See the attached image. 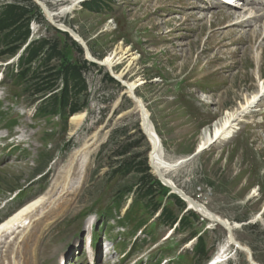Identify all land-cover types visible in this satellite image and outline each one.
<instances>
[{
  "label": "rangeland",
  "instance_id": "rangeland-1",
  "mask_svg": "<svg viewBox=\"0 0 264 264\" xmlns=\"http://www.w3.org/2000/svg\"><path fill=\"white\" fill-rule=\"evenodd\" d=\"M41 1L55 13L69 3ZM243 1L92 0L55 21L81 36L97 59L119 42L138 57L114 71L125 69L128 81L144 80L135 95L161 139L164 157L173 160L194 153L202 130L240 107L264 82V51L257 42H232L239 35L221 33L229 27L209 35L210 21L222 19L213 12L227 10L225 3L236 5L245 19L255 11L242 10L264 5V0ZM204 22L205 30L196 35ZM30 42H39L36 51L24 52ZM23 53L26 75L19 74ZM65 67L78 80L60 108ZM110 77L109 69L88 61L34 0H0V222L46 196L44 215L33 216L21 239L18 233L0 236V264H9L13 254L17 264H250L246 253L226 240L222 226L161 188L135 105L125 95L118 103L124 88ZM80 112L85 118L75 127L70 118ZM97 130L107 137L92 155L83 184L75 192L74 181L67 192H51L73 149ZM232 131L228 141L168 175L187 196L239 223L234 239L264 264V95L241 112Z\"/></svg>",
  "mask_w": 264,
  "mask_h": 264
},
{
  "label": "bare ground",
  "instance_id": "bare-ground-1",
  "mask_svg": "<svg viewBox=\"0 0 264 264\" xmlns=\"http://www.w3.org/2000/svg\"><path fill=\"white\" fill-rule=\"evenodd\" d=\"M68 1H69V3L62 6L59 10L60 12H58V13L52 12L48 9L50 11V14L53 15L54 20H55V16H57L58 14L61 15L63 13L71 12L77 4H80L82 2L89 1V0H68ZM243 2L246 4H252V3H254V0H244ZM225 5H226L227 10L220 9V11L213 12V14H215L217 16H222V19L219 20L218 22L215 20H212V21L209 20L210 21L209 29H211V31L209 32V35H217V34L219 35L220 34L219 29H222L224 27H229V29L227 31L221 32L222 35H236V36L239 35L238 39H235L232 37L230 38L231 41L235 42V43L239 42V43H245L246 44V41H247V44L249 42H250L249 44H251L253 42H257L258 43L257 49L262 50V52H263L264 51V22H263L264 21L263 20L264 19V5H260L258 8L250 7L248 9L242 10V11H245V10L253 9L255 11V14L252 17L247 18V19L242 17L243 14L241 13L240 10L236 9L237 8L236 5L228 4V3H225ZM231 9H234V10H231ZM248 12H251V11H248ZM206 21H208V20H206ZM205 22L199 26L200 32H198L196 35H201L203 33V31L205 30ZM259 22H262V24H260V26L258 28L254 27V24L259 23ZM58 24L60 25V27H61L60 29L63 32L68 33V31L72 30L70 27H68L62 23H58ZM244 27H246V28L251 27V28L250 29L247 28L249 31L245 32L242 30ZM249 32H250V34H249ZM244 35H250V38L247 39ZM222 42H224V41H222ZM222 42H220L219 44H221ZM228 45H230V44L229 43L221 44V46H223V47H227ZM209 48L203 49L202 52H204V50H208ZM248 48L246 49V51L248 50ZM219 52H220V50H219ZM230 53L233 54L234 52L232 51ZM200 57H202V56H200ZM137 59H138V57L133 52H131V50L128 46H124L122 44V42H119L113 51H111L109 54L105 55L103 58L97 59V60H101V62L104 64L103 66L106 67L107 69H109L110 73L115 75L118 79L124 81V83L127 85V89H125V92L128 94V96H131L132 94H135V89L139 85L144 83V80H142L141 78H139L135 81H128V80L124 79L125 69L130 67L131 65L135 64ZM122 61H125V63H126L125 69L122 70L121 72L114 71L115 66ZM259 83L260 84H259L258 91L255 94H252L251 96L247 97L245 102L243 104H241L240 107H238L237 109H234V110L232 109V110L225 111L223 113V115L218 120H216L211 126H209L207 128L205 127L202 130L200 141L198 142V144L196 146V150H195L197 152V154L201 153L202 151L206 150L208 147L214 145L217 142L220 143L223 141H228L232 137V132H233L232 128L235 126V122L237 121V119H239L241 112L249 110L250 107H252L254 105L256 100H258V97L264 95V82L261 81ZM136 97L139 99V101L141 102V104L144 108V113L142 114V116H140L139 112L136 110L139 114V119L140 120H141V118L145 119L148 116V120H147L148 129H147V131H148L149 135H151L149 137L150 140H148V141H149L150 145H153V149L149 153V158L151 159V161H149V163L151 165L152 172L154 173V175L158 174L160 177H162V180L165 182L164 186H167V187L168 186H171V187L175 186L176 188H178L177 185L169 177L168 174L171 173V171H174L176 168L180 167L181 165L189 162L186 159L191 154L189 156L186 155V156L175 158L173 160H168L167 158L164 157L163 152H162L163 148H162V144H161V139L158 136V134L156 133V131H155L150 119H149V114L146 110V107H145L142 99L138 96H136ZM135 109H136V107H135ZM84 118H85V113H83V112L76 113V114L71 116L70 122L75 127H78L83 122ZM106 137H107V135L104 137H101L100 134L98 133V130H97L91 135V137L89 139L85 140L79 147L73 149V151L69 155L66 163L62 167V170L60 172L59 177L57 178V180L53 184L51 192H52V190L55 191L58 188H60V193L61 192H67L68 187L70 186V184L73 181L75 182L76 187H74V189L72 191L75 192L77 188H80V186L83 184V182L86 179V176L88 174L89 164L91 162L92 155L96 151L98 145L101 142H103ZM161 184H162V182H161ZM181 191L184 193L185 196H187V194L183 190H181ZM189 198H191V197H189ZM181 199L184 200V198H181ZM191 199H192V201L197 203V201H195L193 198H191ZM45 200H46L45 194L43 196L41 195L39 197H36L35 199H32V200L28 201L27 203H25L24 205H22L21 207H19L14 214L8 216L3 221H1L0 222V236L2 234H7V233H14V234L18 233V235H20V237L19 236H17V237H19L18 239H21L24 236L25 232L28 230V228H30V226L32 225V223L34 221V220H32L33 216H35L36 213H39V211H40V213H39L40 216L44 215L43 211L45 208L44 207L42 208V206L44 205ZM48 202H49L48 205H52V203L54 202V199L52 201L48 200ZM186 207H187V209L195 210V212L197 211L201 216H203L205 219H208L209 221H211L213 223H216L217 220H220L224 223L225 222L228 223V225L231 226V228H232L231 230H233L234 228H237L239 226V223L230 222L229 220L220 217L218 214H215L210 209H208L204 204L202 206H200V205L196 206V205H193L192 202L188 203L186 201ZM45 226H46V224H45ZM226 240L227 241L229 240L230 242H231V240L236 241L234 239L233 235H231L230 238L227 236ZM240 246L250 250L248 247H246L244 245L240 244ZM15 250H13V252ZM14 256L15 255L13 254L9 264H17V262L14 259ZM214 263H216V262H214ZM255 263L259 264L256 261H255Z\"/></svg>",
  "mask_w": 264,
  "mask_h": 264
},
{
  "label": "water",
  "instance_id": "water-1",
  "mask_svg": "<svg viewBox=\"0 0 264 264\" xmlns=\"http://www.w3.org/2000/svg\"><path fill=\"white\" fill-rule=\"evenodd\" d=\"M35 3L41 8L42 12L44 13V15L46 16L47 20L54 26L56 27L57 29L61 30L60 28V25L53 19V15L50 14V11L48 10V8L46 7V5L41 1V0H34ZM69 35L73 38L74 41H76L82 48L83 50V53H84V56L85 58L94 63V64H97L99 66H103L104 64L101 62V60H97L92 54L91 52L89 51L87 45H86V42L82 39L81 36H79L73 29L71 31H68ZM110 73V72H109ZM110 76L112 78H114L117 82H119L121 84V86L124 88V91L122 92L121 94V97L118 99V103L119 101H121V98L123 95L125 96H128V94L125 92V89H127V85L124 83V81L118 79L115 75H113L112 73H110ZM134 103L135 107H136V110L139 112L140 116H142V114L144 113V108L141 104V102L139 101V99L135 96V94H132L131 96H128ZM117 103V104H118ZM147 120H148V116L147 118L143 119L141 118L140 120V127H141V131L142 133L145 135V137L147 138V140H150V136L147 129H148V125H147ZM153 149V145H151V149L150 151ZM197 152L195 151L194 153H192L186 160L187 161H190L192 160L195 156H197ZM149 161H151V159L149 158ZM186 161V162H187ZM151 166V165H150ZM157 178L162 182V184L164 185L165 182L162 180V177H160L158 174H156ZM168 188L170 189V191L174 194H177L178 196H180L181 198H184V201L186 202H192L193 205H200L202 206L203 204L202 203H199V202H194L192 201L191 198H189L188 196H185L184 193L176 188L175 186H168ZM186 199V200H185ZM183 200V199H182ZM216 224L222 226L226 232H227V236L230 238L231 235H233L232 233V228L231 226L228 225V223H224L220 220H217L216 221ZM231 243L235 244V246L239 249H241L242 251H244L246 253V256H247V261L250 263V264H256L255 261L253 260V256H252V253L250 250H248L247 248H244L242 246H240V243L234 241V240H231Z\"/></svg>",
  "mask_w": 264,
  "mask_h": 264
},
{
  "label": "trees",
  "instance_id": "trees-1",
  "mask_svg": "<svg viewBox=\"0 0 264 264\" xmlns=\"http://www.w3.org/2000/svg\"><path fill=\"white\" fill-rule=\"evenodd\" d=\"M89 1H92V0H89ZM89 1H85V2H83V3H87V2H89ZM65 34H68V33H66V32H64ZM38 44H39V42H30L27 46H26V48L24 49V52H26L27 50H29V53H30V51L32 50V51H36V49H37V47H38ZM25 58H26V56H25V54L23 53V54H21L20 56H19V59H18V61H19V66H20V68H21V70H20V72H19V74L20 75H26L28 72H29V68L27 67V68H25L24 67V60H25ZM72 70V68H70V67H65L64 69H62V75H63V87H62V90H61V95L64 97V98H66V99H63V103L61 102L60 103V108H62L64 105H65V103H67L66 102V100L69 98V92H70V90L72 91V87L71 88H69V86H70V84H71V82H74V81H77L78 80V76L76 75V73H74V72H72L71 71ZM111 78V77H110ZM112 80L114 79V78H111ZM115 80V79H114ZM116 81V80H115ZM76 84V83H75ZM73 85V88L74 89H79V87H78V85ZM54 102L53 103H56L57 101H58V99H54L53 100ZM76 110H79V108L78 109H74L73 111H76ZM160 184H161V182H160ZM159 184V185H160ZM161 188H164L165 190L167 189V187H164V185H161ZM169 189V188H168ZM170 190V189H169ZM174 196H176V197H178L176 194H173Z\"/></svg>",
  "mask_w": 264,
  "mask_h": 264
}]
</instances>
